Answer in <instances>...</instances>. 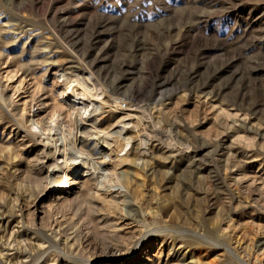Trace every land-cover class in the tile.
Here are the masks:
<instances>
[{"label": "rangeland", "instance_id": "rangeland-1", "mask_svg": "<svg viewBox=\"0 0 264 264\" xmlns=\"http://www.w3.org/2000/svg\"><path fill=\"white\" fill-rule=\"evenodd\" d=\"M131 262L264 264V0H0V264Z\"/></svg>", "mask_w": 264, "mask_h": 264}, {"label": "bare ground", "instance_id": "bare-ground-1", "mask_svg": "<svg viewBox=\"0 0 264 264\" xmlns=\"http://www.w3.org/2000/svg\"><path fill=\"white\" fill-rule=\"evenodd\" d=\"M62 105H63V107L67 108L64 104H62ZM81 105L82 104H79V106H81ZM73 108H75V107L71 106L70 108H67V110L69 111V109L71 110ZM77 110H79V109H77ZM44 119H41L42 123L44 122ZM46 121L47 120H45L44 123H46ZM84 122L82 124L77 125V126L75 125L76 127H73L72 125H67L69 130L67 131L68 135L65 138L66 140H63L62 138L61 139L59 138V139H56L55 140L56 142L54 143L55 144L54 146L56 147V151L55 152L59 155L61 160H60V163L57 166H50L49 167V169H48V177L47 176L46 177L49 178V181L52 178L54 179L56 177V181L58 183L57 185L63 186V189H65L63 194H68L70 191H74L76 189V186H77V184H76L77 182H76V180L74 178L75 177H79V176H81V174L84 173L83 169L85 168V165H84L85 158L80 157V155L76 156L77 155L76 154L77 150H79L84 145H87V142H88V141H86L84 139L85 137H81V136L79 137V135H80L79 131H81V130L83 131L85 127H88V126H85ZM44 123H43V125H44ZM48 124L49 123H47L45 125H48ZM50 126L52 127V124H50ZM50 126H46V127H50ZM53 127H55V125ZM94 127H95V124H94ZM74 129H76L75 133H74ZM57 130H59V128ZM73 171L75 173V177L71 176ZM42 172H44V171L42 170ZM64 198L65 197H63V200H64ZM127 215L131 219L138 218V216L136 215V212L134 211V209H131V208L128 209V214ZM139 242H141V241H139ZM135 244H133V243H131L130 245L126 244L125 247L123 246L126 249H120L121 247H119V248L111 247L108 250L107 256L112 261H116V260L119 261L121 258H124V257L128 258L131 255L138 253V247H137V244L136 245ZM138 245H140V244H138ZM131 264H136V263L135 262H131Z\"/></svg>", "mask_w": 264, "mask_h": 264}, {"label": "built area", "instance_id": "built-area-1", "mask_svg": "<svg viewBox=\"0 0 264 264\" xmlns=\"http://www.w3.org/2000/svg\"><path fill=\"white\" fill-rule=\"evenodd\" d=\"M118 105L121 108H130V107H135L140 105V101L138 98L136 99H129V98H119L118 99Z\"/></svg>", "mask_w": 264, "mask_h": 264}]
</instances>
